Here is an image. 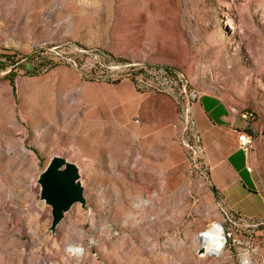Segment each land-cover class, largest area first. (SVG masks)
Segmentation results:
<instances>
[{
	"label": "rangeland",
	"instance_id": "obj_1",
	"mask_svg": "<svg viewBox=\"0 0 264 264\" xmlns=\"http://www.w3.org/2000/svg\"><path fill=\"white\" fill-rule=\"evenodd\" d=\"M94 59L168 67L218 103L225 123L211 120L207 140L238 149V131L253 136L248 191L264 199V0H0V264H264V223L231 224L234 241L207 252L200 233L221 220L214 163L204 153L206 177L189 166L172 118L165 149L161 108L92 107L81 83H131L89 78L80 64ZM53 158L83 196L54 223L39 181ZM260 203L238 204L264 219Z\"/></svg>",
	"mask_w": 264,
	"mask_h": 264
},
{
	"label": "crops",
	"instance_id": "obj_2",
	"mask_svg": "<svg viewBox=\"0 0 264 264\" xmlns=\"http://www.w3.org/2000/svg\"><path fill=\"white\" fill-rule=\"evenodd\" d=\"M79 89L82 96H87L90 93L98 95L97 100L92 103V107L104 106L109 112L115 107L120 108L121 115L125 118L129 117L133 110H143L145 105L156 106L158 109L161 108L164 112L162 120V135L160 136L162 138V145L165 149L168 148L170 137H168L169 132L167 129H169V125L171 124V118L172 126L177 131L178 139L180 137L181 125L178 119L177 107L173 98L167 93L148 91L143 97H141L136 91L134 85L128 82H123V80L115 83L114 87L104 84H90L83 82L79 86ZM211 101L207 98L201 97L192 104V108L196 126L201 136V141L204 148L206 147L204 153L209 155L210 162L214 163L213 171L210 174L212 184L221 194V203L230 210L242 214L244 213L240 210L238 204L241 198H259L261 202L260 205H258L259 212L254 216L264 217L263 197L259 193L251 194L248 191L249 187L255 186V180L250 171L245 169V157L242 153L233 154V152L239 149H222V144L218 137L215 138L213 143L215 149H212L207 140L209 131L208 125L212 127L213 124L222 125L225 123L223 116L221 115V107L218 103H213ZM218 111L220 112L219 114H217ZM211 120L213 121V124ZM179 147L182 149L180 145ZM222 154L225 155V161H222L221 164H217L218 161L222 160L221 156L217 155ZM238 154H240V161H235L234 157ZM232 193L235 194L237 198H231L230 195Z\"/></svg>",
	"mask_w": 264,
	"mask_h": 264
},
{
	"label": "built area",
	"instance_id": "obj_3",
	"mask_svg": "<svg viewBox=\"0 0 264 264\" xmlns=\"http://www.w3.org/2000/svg\"><path fill=\"white\" fill-rule=\"evenodd\" d=\"M80 52L84 53L86 51L80 49ZM94 63L89 66L83 63L80 64V68L93 80L111 79L118 81L121 79H129L139 92H148V89L155 88H164L173 92L178 119L181 125V134L178 143L185 153L189 166L201 177H206L209 168L204 157V146L196 126L192 108V104L198 99V93L192 88H186V82L182 74L168 67L148 64L142 65L140 71L133 72V67H131L133 63L129 62H112L105 67L100 65L95 59ZM119 69L120 72L118 73L117 70ZM236 143L237 148L243 153L244 157H248L252 150L253 136L243 131H238L236 133ZM245 169L250 171V165L246 164ZM220 213L221 220L217 221L222 231L219 246L220 251L228 247L230 240L234 241L231 224L242 222L255 226L264 223V219L247 218L237 211L230 210L222 203L220 204ZM223 223H227V227H224Z\"/></svg>",
	"mask_w": 264,
	"mask_h": 264
},
{
	"label": "water",
	"instance_id": "obj_4",
	"mask_svg": "<svg viewBox=\"0 0 264 264\" xmlns=\"http://www.w3.org/2000/svg\"><path fill=\"white\" fill-rule=\"evenodd\" d=\"M75 168L71 164L62 166L60 158H53L40 177L42 198L52 205V222L61 216V210L74 201H83L81 188L75 182Z\"/></svg>",
	"mask_w": 264,
	"mask_h": 264
},
{
	"label": "bare ground",
	"instance_id": "obj_5",
	"mask_svg": "<svg viewBox=\"0 0 264 264\" xmlns=\"http://www.w3.org/2000/svg\"><path fill=\"white\" fill-rule=\"evenodd\" d=\"M200 237H203L204 243L209 245L207 252L216 253L218 250H220V238L222 237L220 224L213 223L211 227L200 233Z\"/></svg>",
	"mask_w": 264,
	"mask_h": 264
},
{
	"label": "clouds",
	"instance_id": "obj_6",
	"mask_svg": "<svg viewBox=\"0 0 264 264\" xmlns=\"http://www.w3.org/2000/svg\"><path fill=\"white\" fill-rule=\"evenodd\" d=\"M206 235V234H205ZM66 251L69 253V254H80L83 252V249L81 247H74V246H71L69 245L66 249ZM244 264H247V261H244Z\"/></svg>",
	"mask_w": 264,
	"mask_h": 264
}]
</instances>
